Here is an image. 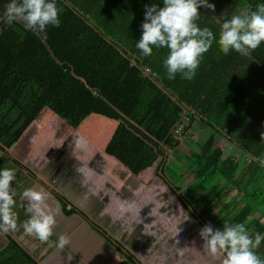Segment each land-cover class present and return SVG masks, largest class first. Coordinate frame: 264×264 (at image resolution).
<instances>
[{"label":"trees","instance_id":"1","mask_svg":"<svg viewBox=\"0 0 264 264\" xmlns=\"http://www.w3.org/2000/svg\"><path fill=\"white\" fill-rule=\"evenodd\" d=\"M56 3L59 27L0 23V152L31 183L14 196L17 224L29 219L23 191H43L58 210L50 239L71 244L38 258L0 234V264H160L161 250L165 264H219L205 225L264 235V43L244 57L214 42L193 80H169L167 49L136 48L146 6L163 0ZM208 3L196 23L218 40L225 19L264 0ZM197 124L214 133L206 143Z\"/></svg>","mask_w":264,"mask_h":264},{"label":"clouds","instance_id":"2","mask_svg":"<svg viewBox=\"0 0 264 264\" xmlns=\"http://www.w3.org/2000/svg\"><path fill=\"white\" fill-rule=\"evenodd\" d=\"M163 4L162 8L146 6L142 36L136 48L143 57H151L154 49H167L163 67L169 80H174L177 75L193 80L204 55L214 42L218 43L222 54L235 51L244 57L264 43V3L257 5L254 11L245 10L225 19L220 26L218 40L213 31L196 23L201 7L214 12V5L208 0H163ZM0 23L6 26L21 24L29 31L44 32L49 26H60V9L56 0H7L0 5ZM73 145L70 147L74 152L87 148L83 138L74 139ZM259 162L264 166V158H260ZM75 170L83 171L82 168ZM14 179L13 169L4 167L0 170V234L3 235L19 228L13 211L16 203L12 187ZM21 198L27 201L29 219L20 226V230L41 243H47L54 235L58 210L49 205L47 193L34 188L25 189ZM199 235L203 240V251L218 259L219 264H264V259L256 254L264 235L250 232L245 223H224L223 230H214L211 224H207ZM70 244L71 239L67 235L59 236L56 242L60 250ZM183 251L184 248H181L180 252Z\"/></svg>","mask_w":264,"mask_h":264},{"label":"rangeland","instance_id":"3","mask_svg":"<svg viewBox=\"0 0 264 264\" xmlns=\"http://www.w3.org/2000/svg\"><path fill=\"white\" fill-rule=\"evenodd\" d=\"M193 135H196L199 138V141L201 143H206L212 136H214V133L207 129L205 126L201 124H197L192 131ZM216 143L220 141V137L216 136ZM190 150V149H188ZM1 157V156H0ZM229 157H236L238 159L243 158V154L237 149V148H231L229 152ZM5 162L3 161V165ZM173 173H171L172 175ZM26 174L21 171H15V183L13 184V187L15 188V192L20 191L21 189H24L25 187H28L31 185L29 180L26 179ZM190 183V180L188 183L183 184V187H187V185ZM21 185V187L18 189V187ZM14 237L16 240L21 243L31 254L37 256L38 258H43L47 255V253L52 250L56 246L55 240L49 239L47 243H41L37 238L31 235H24L22 230H20L18 233L14 234ZM159 252V263L165 264L166 259L163 258L162 250ZM43 256V257H42ZM180 257V256H179ZM173 257H170V260H172Z\"/></svg>","mask_w":264,"mask_h":264},{"label":"crops","instance_id":"4","mask_svg":"<svg viewBox=\"0 0 264 264\" xmlns=\"http://www.w3.org/2000/svg\"><path fill=\"white\" fill-rule=\"evenodd\" d=\"M0 154H2V155H0L1 157H0V162L2 163V166L3 167H8L9 165H10V162H9V159H8V157L7 156H5L3 153H1L0 152ZM3 161L5 162V164L3 165ZM16 178V177H15ZM15 183V179H14V181H13V184ZM13 184H12V187H13ZM21 187V185L18 187V189ZM13 189H15L14 187H13ZM17 193H18V191L17 192H15V195H17ZM20 226H23V225H18V227L19 228H17V230L15 231V232H12V233H10V235L12 236V237H14V234H16V233H18L19 231H20ZM23 232V234L24 235H28L24 230L22 231ZM15 238V237H14Z\"/></svg>","mask_w":264,"mask_h":264}]
</instances>
